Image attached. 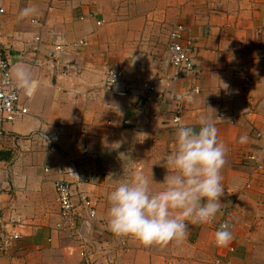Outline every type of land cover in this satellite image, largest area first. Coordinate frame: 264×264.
<instances>
[{"label":"crops","instance_id":"1","mask_svg":"<svg viewBox=\"0 0 264 264\" xmlns=\"http://www.w3.org/2000/svg\"><path fill=\"white\" fill-rule=\"evenodd\" d=\"M150 1L159 10L146 0H0L2 53L42 82L32 97L21 93L25 114L0 117V264H264V172L245 160L264 158L255 135H264V0ZM30 5L37 13L18 19ZM178 24L198 52L192 72L174 79L168 42ZM82 38L88 45L53 52ZM110 68L121 73L114 87ZM202 118L227 149L214 220L229 223V246L215 245V222L148 247L111 233L106 193L135 172L161 190L166 169L155 163L175 149L176 122L198 128ZM58 179L74 182V226L60 213Z\"/></svg>","mask_w":264,"mask_h":264},{"label":"clouds","instance_id":"2","mask_svg":"<svg viewBox=\"0 0 264 264\" xmlns=\"http://www.w3.org/2000/svg\"><path fill=\"white\" fill-rule=\"evenodd\" d=\"M37 13L30 5L20 10L18 19ZM15 88L32 97L42 86L31 69L18 64L10 69ZM184 97L177 96V100ZM199 127L176 122L175 149L163 154L155 164H161L166 174L159 191H153L149 178L135 172L130 180L118 182L106 193L107 229L118 237H131L144 246L165 245L187 239L191 224H209L222 207L225 186L222 169L227 149L218 139L215 123L202 118ZM241 135L240 143H245ZM233 233L227 222L214 233L217 247H227Z\"/></svg>","mask_w":264,"mask_h":264},{"label":"built area","instance_id":"3","mask_svg":"<svg viewBox=\"0 0 264 264\" xmlns=\"http://www.w3.org/2000/svg\"><path fill=\"white\" fill-rule=\"evenodd\" d=\"M0 11H2V8H0ZM97 23L100 24V20H97ZM186 30L187 28L184 24H178L174 26L169 35L168 50L170 54V62L174 68L172 75V78L174 79L192 72L196 62L198 41L195 37L188 35ZM38 39L39 37H37V40ZM85 45H88V41L84 38L75 40L73 43L71 42L70 45L58 43L55 45L53 52H59L61 50L63 51V48L65 49L67 46L81 48ZM10 69L11 61L2 53L0 48V117L7 121H13L27 112V107H24L21 103V92L15 88V85L11 80ZM120 75L121 73L115 69H108L106 77L107 86H116L119 83ZM149 88L152 89L151 86ZM196 90H198V88H196ZM1 133L2 131H0V134ZM255 135L264 138V135H262L260 132H255ZM245 160L254 168V171L264 172V158H262L258 152L247 155ZM46 170H48V168ZM67 173L72 176H76L82 181L86 179L85 181L87 182H92L97 177L96 172H93L90 175L78 174V172L74 170L72 171V169H70L67 170ZM54 184L58 196L60 213L65 218V220L69 221L70 224L74 226L76 224V215L78 213V201L75 199L77 193L74 182L69 179H58ZM89 198V196L83 195L79 199L80 202L85 205L84 207L88 208L89 210L91 209L90 212L93 214L94 210L92 207H88V203L91 202ZM213 222H215L214 226L217 230L219 225L225 221L214 220ZM13 236L17 237L18 235H10L9 238ZM230 249L233 250V247H230ZM79 252L82 257L86 256L84 249L80 250ZM69 253L73 254L71 249L69 250Z\"/></svg>","mask_w":264,"mask_h":264},{"label":"rangeland","instance_id":"4","mask_svg":"<svg viewBox=\"0 0 264 264\" xmlns=\"http://www.w3.org/2000/svg\"><path fill=\"white\" fill-rule=\"evenodd\" d=\"M145 6H147V8H151L153 9L154 11L156 10H159V7L161 5V1H150V0H146V2L144 3ZM161 42L163 43V40H161ZM77 254H80V252H76ZM70 254V253H69ZM75 254V253H73ZM73 254H70V255H73Z\"/></svg>","mask_w":264,"mask_h":264}]
</instances>
